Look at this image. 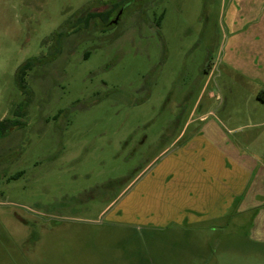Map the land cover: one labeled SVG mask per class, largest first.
<instances>
[{"label":"rangeland","instance_id":"1","mask_svg":"<svg viewBox=\"0 0 264 264\" xmlns=\"http://www.w3.org/2000/svg\"><path fill=\"white\" fill-rule=\"evenodd\" d=\"M120 1L0 0V264H264V0Z\"/></svg>","mask_w":264,"mask_h":264},{"label":"crops","instance_id":"2","mask_svg":"<svg viewBox=\"0 0 264 264\" xmlns=\"http://www.w3.org/2000/svg\"><path fill=\"white\" fill-rule=\"evenodd\" d=\"M262 94H259V96ZM207 116L202 117L201 121H205L207 122ZM186 151V150H185ZM169 161L167 160V163L172 164V160L171 158H168ZM175 161V160H174ZM198 164V165H197ZM203 170L201 169V166ZM191 163L189 168H187L186 170H184L185 172L183 173V178L182 175L179 176L180 172H176L175 171V164L173 166H171V170L173 172L171 176V178L173 179L175 176L177 177V180L175 183L178 184L179 187H183V191L186 192L188 191V195L187 198L185 199L186 202L189 203H193L196 204L197 202L199 203V210L201 211V213H203L204 211H207L208 209V205L206 204H218V205H214V207H212V205H210L209 210L208 211H213L218 209L219 204L223 203V200L225 199L223 197V194H225L224 190L225 189H229L226 193H228V195H233L234 192H232V187L236 186V184L234 185V183H232V180L230 181V178L228 176V169L226 168V161L224 160V163H219L217 164V167H211L209 170L207 169V166L204 165V163H196L194 164L195 167H191ZM219 166V167H218ZM193 170L195 171H199L198 173H193ZM175 171V172H174ZM204 171V172H202ZM179 176V177H178ZM231 189V190H230ZM196 194V196H199V201L197 199H191L189 198L190 194ZM221 208V207H220ZM196 209L195 208H190L189 211H186L184 214L185 218H193V215L195 216L194 211ZM203 215L199 216V218H202Z\"/></svg>","mask_w":264,"mask_h":264},{"label":"trees","instance_id":"3","mask_svg":"<svg viewBox=\"0 0 264 264\" xmlns=\"http://www.w3.org/2000/svg\"><path fill=\"white\" fill-rule=\"evenodd\" d=\"M136 1L135 0H123V1H120V2H117V4L114 5V11L116 13V16L118 15L119 11L125 6V4H131V5H135ZM130 5V6H131ZM116 6V8H115ZM129 6V7H130ZM110 15H108V13L106 14H103V13H88L84 18H80L81 22H86L85 23V27L87 29L88 26H90V23L94 20H97V21H102L105 25V28L104 30H107L109 29L110 27V23L108 21H105L107 18H109ZM116 20V19H115ZM111 22V20H110ZM114 22V20L112 21ZM76 24L74 23L72 25V29H75V26L76 25H83V24ZM71 27V26H70ZM78 27V26H77ZM79 30H82L83 27H78ZM64 34V33H63ZM40 61L41 59H32V60H29L27 61L25 64H23L19 70H18V73H17V81H18V85H19V88L27 95L30 96V91L27 87V84H26V76L28 74L29 71H32L34 67H36L37 65H40ZM264 91L262 92V94L259 96V98L264 101ZM25 115V112L24 110L21 111L20 113V117H24ZM18 127H23L22 123H20L19 121H13V120H9V119H5L3 121L0 122V130H1V137H7L9 134H10V131L12 129H16Z\"/></svg>","mask_w":264,"mask_h":264},{"label":"water","instance_id":"4","mask_svg":"<svg viewBox=\"0 0 264 264\" xmlns=\"http://www.w3.org/2000/svg\"><path fill=\"white\" fill-rule=\"evenodd\" d=\"M118 17H120V16H118ZM117 20H119V18H118V19H116V21H117Z\"/></svg>","mask_w":264,"mask_h":264},{"label":"flooded vegetation","instance_id":"5","mask_svg":"<svg viewBox=\"0 0 264 264\" xmlns=\"http://www.w3.org/2000/svg\"><path fill=\"white\" fill-rule=\"evenodd\" d=\"M115 21V20H114Z\"/></svg>","mask_w":264,"mask_h":264}]
</instances>
